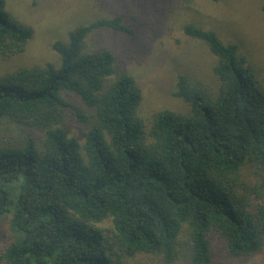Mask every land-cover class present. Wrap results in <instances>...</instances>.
<instances>
[{
    "label": "trees",
    "instance_id": "trees-1",
    "mask_svg": "<svg viewBox=\"0 0 264 264\" xmlns=\"http://www.w3.org/2000/svg\"><path fill=\"white\" fill-rule=\"evenodd\" d=\"M6 2L2 57L23 52L34 34ZM101 29L135 34L123 15L101 17L54 43L58 65L0 77V264H147L153 256L210 264L217 251L240 262L260 252L264 89L247 56L216 31L186 24L217 58V89L180 74L174 94L187 113L161 110L148 125L135 77L117 69L110 48L87 40ZM68 107L85 125L83 143L63 125ZM2 127L18 132L3 136Z\"/></svg>",
    "mask_w": 264,
    "mask_h": 264
},
{
    "label": "rangeland",
    "instance_id": "rangeland-1",
    "mask_svg": "<svg viewBox=\"0 0 264 264\" xmlns=\"http://www.w3.org/2000/svg\"><path fill=\"white\" fill-rule=\"evenodd\" d=\"M263 5L264 0H7L8 13L31 27L34 34L23 52L0 56V77L21 68L58 65L60 56L53 48L56 41L67 40L69 32L79 25L123 15L135 34L101 29L87 40L90 45L110 48L116 56L117 69L135 77L143 93L139 114L149 125L154 114L161 110L187 113L188 104L174 94L180 74L217 89L213 71L217 58L204 42L186 35L184 26L188 23L212 29L223 41L238 44L257 76L258 85L264 89ZM63 95L83 111H91L77 95L67 92ZM63 125L70 136L83 143L85 125L71 107L66 109ZM4 128H1L3 136L11 137L18 132L14 127L8 129L10 132ZM1 233L9 234L5 225ZM144 262L171 264L156 256ZM173 264L191 263L182 259ZM210 264H264V247L244 262L217 251Z\"/></svg>",
    "mask_w": 264,
    "mask_h": 264
}]
</instances>
